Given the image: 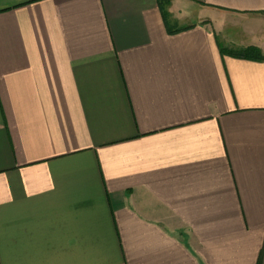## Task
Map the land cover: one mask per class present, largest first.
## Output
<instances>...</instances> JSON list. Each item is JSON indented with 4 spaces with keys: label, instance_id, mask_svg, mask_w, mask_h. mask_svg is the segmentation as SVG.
I'll list each match as a JSON object with an SVG mask.
<instances>
[{
    "label": "crops",
    "instance_id": "obj_1",
    "mask_svg": "<svg viewBox=\"0 0 264 264\" xmlns=\"http://www.w3.org/2000/svg\"><path fill=\"white\" fill-rule=\"evenodd\" d=\"M0 264H264V0H0Z\"/></svg>",
    "mask_w": 264,
    "mask_h": 264
},
{
    "label": "trees",
    "instance_id": "obj_2",
    "mask_svg": "<svg viewBox=\"0 0 264 264\" xmlns=\"http://www.w3.org/2000/svg\"><path fill=\"white\" fill-rule=\"evenodd\" d=\"M164 17L167 19V13L165 11H164ZM168 29L170 32L182 30V29H178V30L174 31L169 27H168ZM235 55L241 56V57H256V58H262L263 57L261 54V51L257 47H248L246 49L236 51Z\"/></svg>",
    "mask_w": 264,
    "mask_h": 264
}]
</instances>
